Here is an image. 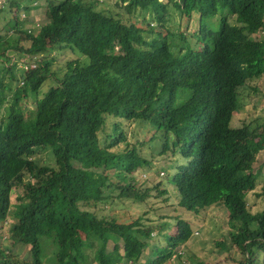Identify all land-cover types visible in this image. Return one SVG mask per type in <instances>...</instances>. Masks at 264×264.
<instances>
[{
  "label": "trees",
  "instance_id": "obj_1",
  "mask_svg": "<svg viewBox=\"0 0 264 264\" xmlns=\"http://www.w3.org/2000/svg\"><path fill=\"white\" fill-rule=\"evenodd\" d=\"M38 1L41 23L19 20L34 1L0 6V264H217L178 252L199 236L182 212L216 206L241 254L233 264H258L264 211L247 196L264 124L234 122L242 89L264 77V0H116L115 13L99 0ZM55 53L73 59L54 70ZM127 124L149 139L128 140ZM155 150L168 165L141 182ZM151 201L174 214L96 212Z\"/></svg>",
  "mask_w": 264,
  "mask_h": 264
},
{
  "label": "rangeland",
  "instance_id": "obj_2",
  "mask_svg": "<svg viewBox=\"0 0 264 264\" xmlns=\"http://www.w3.org/2000/svg\"><path fill=\"white\" fill-rule=\"evenodd\" d=\"M7 1V0H5ZM21 1V0H20ZM23 2H33V6L35 8L29 7V11H25V7L21 10L19 14V20L24 19L25 16L28 17L31 22H42L46 19V6H43L42 1L36 0H22ZM101 2L100 8H111V6H115L116 0H99ZM10 2V0H9ZM22 4H25L23 3ZM5 3V2H4ZM3 3V4H4ZM30 6V4H28ZM3 6V5H2ZM24 6V5H23ZM111 10L113 12H119V9L115 6ZM14 23V22H13ZM170 23L174 25V29L177 31H185L186 27L183 24L182 19L179 17V14L176 13L170 19ZM32 24V23H31ZM14 27L13 25L10 27ZM30 28L31 25H26V28ZM191 24H189V29L187 32L192 31ZM55 57V64L53 65V69L64 67L67 61L72 60L67 53H55L53 55ZM26 104L29 105L30 108H34V103L30 100ZM239 104L242 109L239 111L238 115L235 118L234 125H241V121L245 118L249 121L258 124H264V77L261 79L253 80L247 83V85L242 89L241 96L239 98ZM126 131L128 133V140L131 142H136L139 139L147 140L148 136H144L142 134L141 127L136 124L126 125ZM138 138V139H137ZM150 152L148 146L145 147L143 154H147ZM39 159L49 161V158L45 155L39 156ZM150 160L153 161L152 172L147 173V171H141L137 173L135 176L141 182L143 179H149L153 176H161L163 175V168L165 169L168 165L167 160L164 157L158 155L157 151H154L153 157H150ZM261 166V178L258 179L257 185L254 191L249 192L247 196L248 207L252 214H256L258 212L264 211V196L258 197L257 194L262 193V189L264 187V150L257 155V163L254 164V171H257V168ZM255 171V172H256ZM159 173V174H158ZM162 177V176H161ZM19 194V191H13V199ZM178 200V199H177ZM14 202V201H13ZM156 207H160V204L156 202L154 204L151 201L148 205L146 204H137V203H129V202H117L114 205H99L97 209V214L101 217L106 218H117L120 222H130L138 217L143 216L146 212L149 213V217H153L154 219H158L164 213L174 214L172 208H166L164 210V205H162V209H157ZM210 210V211H209ZM209 210H205L199 214L198 217L193 216V214L186 212L185 210L182 212V217L186 218L191 222V225L194 227V231L199 233V236L190 241L189 245H184L178 248V252H188L189 250L194 253L196 256L201 257L203 259H209L210 261H214L217 264H233V260L239 259L241 254L239 249L234 247L230 240L228 239V232L230 231V226L228 224L227 211L222 206L211 207ZM8 224L3 226V234L8 235ZM195 235V234H194ZM225 241L226 247L220 248L216 245V243H221ZM28 249L24 248H16L14 254L18 259L23 261L29 255ZM189 251V252H190ZM190 252V253H191ZM171 264H180V260L178 258L173 257ZM258 264H264V255L260 257V261Z\"/></svg>",
  "mask_w": 264,
  "mask_h": 264
},
{
  "label": "built area",
  "instance_id": "obj_3",
  "mask_svg": "<svg viewBox=\"0 0 264 264\" xmlns=\"http://www.w3.org/2000/svg\"><path fill=\"white\" fill-rule=\"evenodd\" d=\"M5 2V3H4ZM4 3V4H3ZM6 1L5 0H0V6L5 5ZM24 68H27V66H24Z\"/></svg>",
  "mask_w": 264,
  "mask_h": 264
},
{
  "label": "clouds",
  "instance_id": "obj_4",
  "mask_svg": "<svg viewBox=\"0 0 264 264\" xmlns=\"http://www.w3.org/2000/svg\"><path fill=\"white\" fill-rule=\"evenodd\" d=\"M24 67V66H23Z\"/></svg>",
  "mask_w": 264,
  "mask_h": 264
}]
</instances>
